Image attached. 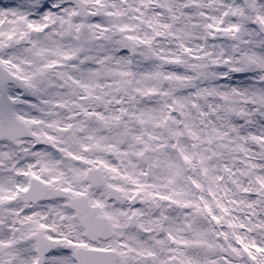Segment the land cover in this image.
<instances>
[{
	"label": "snow or ice",
	"instance_id": "1",
	"mask_svg": "<svg viewBox=\"0 0 264 264\" xmlns=\"http://www.w3.org/2000/svg\"><path fill=\"white\" fill-rule=\"evenodd\" d=\"M0 264H264V0H0Z\"/></svg>",
	"mask_w": 264,
	"mask_h": 264
}]
</instances>
